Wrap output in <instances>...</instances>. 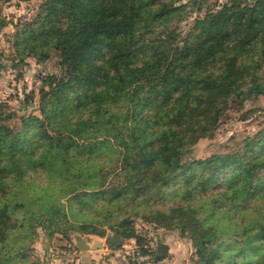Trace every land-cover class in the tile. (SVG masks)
<instances>
[{"label": "trees", "instance_id": "obj_1", "mask_svg": "<svg viewBox=\"0 0 264 264\" xmlns=\"http://www.w3.org/2000/svg\"><path fill=\"white\" fill-rule=\"evenodd\" d=\"M203 7L42 0L16 28L14 66L56 55L63 72L42 76L39 115L0 103V264L24 259L17 243L33 219L50 236L97 223L141 245L132 219L117 214L126 202L147 204L153 189L175 193L177 205L147 217L188 224L201 262L264 264V125L238 154L183 160L234 100L264 94V0H227L176 32ZM7 24L0 12V32Z\"/></svg>", "mask_w": 264, "mask_h": 264}, {"label": "rangeland", "instance_id": "obj_2", "mask_svg": "<svg viewBox=\"0 0 264 264\" xmlns=\"http://www.w3.org/2000/svg\"><path fill=\"white\" fill-rule=\"evenodd\" d=\"M189 0H184V2ZM227 0H202L204 7L201 11L195 10L184 21L179 22L176 32L184 36L194 19L201 16L206 9H217ZM42 0H0L1 15L8 24L0 32V51L4 52L3 67L0 70V103H7L17 116L28 114L39 115V88L41 78L46 74L60 76L63 72L59 65V57L51 55L45 62H39L33 56L25 58V64L13 65L11 42L9 41L17 27L30 21L38 12ZM195 8V7H193ZM27 96V97H26ZM13 128L19 127L17 118L9 122ZM264 125V94L255 98H246L241 103L234 100L227 111L222 115L218 126L211 137L199 139L184 157L188 162L192 158H206L212 154L239 153L237 148L242 146V140L255 134ZM112 170V169H111ZM107 171V169H105ZM110 171V170H109ZM114 172L109 177L113 178ZM116 183V181H115ZM147 197V204L128 202L119 210L117 215H124L132 219V224L139 235L141 245L134 239H122L118 247L107 241V237L116 235L109 225L94 223L91 226H82L81 229L67 227L64 233L56 232L52 236L32 220L31 229H28L24 238L20 237L17 243L22 248L24 259L16 264H75L76 261H122L132 264H146L168 261L174 264H199L202 260L197 253V246L189 225L178 223L170 225L168 218H148L146 212L164 211L177 205L178 197L175 193L151 190ZM64 202L65 200L62 199ZM75 222V220H71ZM75 224V223H74ZM199 231L198 234L207 233ZM207 242L206 254H211L215 243L220 239L218 234L212 236ZM84 240L89 246L95 248L77 249L76 242ZM99 243V244H98ZM147 249V257L140 253ZM81 251V252H79ZM81 254H87L81 258ZM205 264V263H204ZM212 264V263H209Z\"/></svg>", "mask_w": 264, "mask_h": 264}, {"label": "crops", "instance_id": "obj_3", "mask_svg": "<svg viewBox=\"0 0 264 264\" xmlns=\"http://www.w3.org/2000/svg\"><path fill=\"white\" fill-rule=\"evenodd\" d=\"M83 252H85L86 250H82ZM81 252V251H79ZM85 256H87V254H81V258H85ZM75 264H132L129 262H122V261H105V262H100V261H90V260H83V261H76ZM146 264H174L172 262H168V261H160V262H154V263H146Z\"/></svg>", "mask_w": 264, "mask_h": 264}, {"label": "water", "instance_id": "obj_4", "mask_svg": "<svg viewBox=\"0 0 264 264\" xmlns=\"http://www.w3.org/2000/svg\"><path fill=\"white\" fill-rule=\"evenodd\" d=\"M107 241L108 242H113V243H118L120 241V238L118 236H115L114 238L111 237H107ZM99 244V243H98ZM95 246H97V244L89 246L84 240H78L76 242V247L77 249H88V248H95ZM199 264H204V262H200Z\"/></svg>", "mask_w": 264, "mask_h": 264}, {"label": "clouds", "instance_id": "obj_5", "mask_svg": "<svg viewBox=\"0 0 264 264\" xmlns=\"http://www.w3.org/2000/svg\"><path fill=\"white\" fill-rule=\"evenodd\" d=\"M106 207H107L106 205H104V204H100V205L97 206L96 211H102V210L105 209Z\"/></svg>", "mask_w": 264, "mask_h": 264}, {"label": "built area", "instance_id": "obj_6", "mask_svg": "<svg viewBox=\"0 0 264 264\" xmlns=\"http://www.w3.org/2000/svg\"><path fill=\"white\" fill-rule=\"evenodd\" d=\"M143 257H147V255H144Z\"/></svg>", "mask_w": 264, "mask_h": 264}]
</instances>
